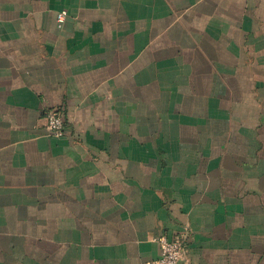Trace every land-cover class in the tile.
Masks as SVG:
<instances>
[{
    "label": "crops",
    "instance_id": "crops-1",
    "mask_svg": "<svg viewBox=\"0 0 264 264\" xmlns=\"http://www.w3.org/2000/svg\"><path fill=\"white\" fill-rule=\"evenodd\" d=\"M163 234L264 264V0H0V264H146Z\"/></svg>",
    "mask_w": 264,
    "mask_h": 264
},
{
    "label": "built area",
    "instance_id": "built-area-1",
    "mask_svg": "<svg viewBox=\"0 0 264 264\" xmlns=\"http://www.w3.org/2000/svg\"><path fill=\"white\" fill-rule=\"evenodd\" d=\"M58 23L61 26L65 20V13H58ZM46 128L50 135L62 137L66 133L65 118L58 109H48L45 112ZM161 246V254L159 257L146 262V264H184L185 257V236L170 239L163 234L158 238Z\"/></svg>",
    "mask_w": 264,
    "mask_h": 264
}]
</instances>
